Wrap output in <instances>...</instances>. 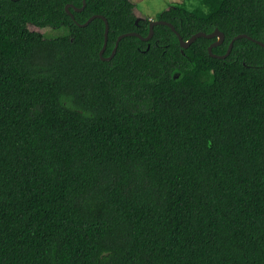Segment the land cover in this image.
<instances>
[{
    "label": "trees",
    "instance_id": "16d2710c",
    "mask_svg": "<svg viewBox=\"0 0 264 264\" xmlns=\"http://www.w3.org/2000/svg\"><path fill=\"white\" fill-rule=\"evenodd\" d=\"M67 5L0 0V264H264V0Z\"/></svg>",
    "mask_w": 264,
    "mask_h": 264
},
{
    "label": "water",
    "instance_id": "95a60500",
    "mask_svg": "<svg viewBox=\"0 0 264 264\" xmlns=\"http://www.w3.org/2000/svg\"><path fill=\"white\" fill-rule=\"evenodd\" d=\"M84 7H85V0H83V6H82V8H80V9L74 8V7L71 6V5H67L66 8H65V10H66V12L72 17L71 13L69 12V9H70V8H72L75 12H80V11H82V10L84 9ZM72 18H73V17H72ZM94 19H102V20L104 21V23H105L104 46H103L102 50H101L100 53H99L100 58H101L102 60H104V61H108V60H110V59L113 57V55L115 54L116 49H117V47H118V43H119L123 38H125V37H136V38L140 39L141 41L146 42V41H148V40L151 39V37H152V35H153L154 27H156V26H166V27L170 28L171 31H172L174 34H176V36L178 37L179 46H180L182 49H187V48H188V47H189V46H190V45H191L196 39H198V38H205V39H208V40L215 39V38L218 39L217 42L212 43V44L207 48L208 55H209L210 57H212V58H217V59H225V58L230 54L231 49H232V46H233V43H234L236 40H239V39H247V40H250V41H254V40H252V39H251L249 36H247V35H238V36H236V37L230 42L226 54H224L223 56H217V55L212 54V49H213L215 46H217V45H219L220 43H222L223 40H224V35H223L221 32H219L217 29H216L213 33H211V34H205V33H203V32L196 33V34H194L193 36H191L187 41H184V40L180 37V35L176 32L175 28H174L170 23H167V22H164V21H155V22L150 23V25H149V34H148V36L145 37V38H143L142 36H140V35L137 34V33H128V34L121 35V36L117 39V43H116V45H115V48L113 49V52H112L111 56H110L109 58H106V59H105V58L102 57V55H103L104 50H105V48H106L107 35H108V24H107L106 19H105L104 17H102V16H93V17H91L86 23L81 24V25L79 24L78 26H79V27H86V26H87L90 22H92ZM139 20H140V19L138 18L137 21H136V23H138ZM255 43H256L257 45H259L260 47L264 48V44H263V43L258 42V41H255Z\"/></svg>",
    "mask_w": 264,
    "mask_h": 264
},
{
    "label": "rangeland",
    "instance_id": "374dc122",
    "mask_svg": "<svg viewBox=\"0 0 264 264\" xmlns=\"http://www.w3.org/2000/svg\"><path fill=\"white\" fill-rule=\"evenodd\" d=\"M134 5V14L139 19L154 21L158 14L174 5L184 4L187 9L195 7L200 0H130ZM29 30L38 32L44 38H56L67 35L65 28L52 30L50 28L39 29L29 25Z\"/></svg>",
    "mask_w": 264,
    "mask_h": 264
},
{
    "label": "bare ground",
    "instance_id": "6f19581e",
    "mask_svg": "<svg viewBox=\"0 0 264 264\" xmlns=\"http://www.w3.org/2000/svg\"><path fill=\"white\" fill-rule=\"evenodd\" d=\"M152 22H154V21H150V23H152ZM217 41H218V39H217Z\"/></svg>",
    "mask_w": 264,
    "mask_h": 264
}]
</instances>
